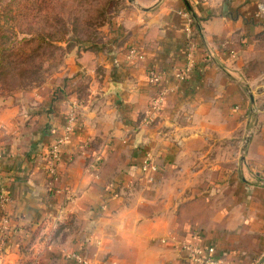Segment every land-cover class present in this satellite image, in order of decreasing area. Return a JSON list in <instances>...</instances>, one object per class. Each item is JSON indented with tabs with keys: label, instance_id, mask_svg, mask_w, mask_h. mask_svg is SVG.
<instances>
[{
	"label": "crops",
	"instance_id": "0c3cea01",
	"mask_svg": "<svg viewBox=\"0 0 264 264\" xmlns=\"http://www.w3.org/2000/svg\"><path fill=\"white\" fill-rule=\"evenodd\" d=\"M261 4L158 0L124 20L126 44L114 41L113 62L82 53L44 91L0 102V177L11 198L5 226L0 212V264H79L70 253L86 264H197L184 244L264 264V183L245 166L264 167V123L239 156L264 76V62L251 72L240 53L255 42L243 35L264 29ZM187 16L199 31L194 68L181 79ZM130 47L144 58L129 61ZM149 70L161 74L158 86ZM161 88L165 97L147 121ZM71 109L75 130L52 181L49 147ZM144 160L156 171H142Z\"/></svg>",
	"mask_w": 264,
	"mask_h": 264
},
{
	"label": "rangeland",
	"instance_id": "374dc122",
	"mask_svg": "<svg viewBox=\"0 0 264 264\" xmlns=\"http://www.w3.org/2000/svg\"><path fill=\"white\" fill-rule=\"evenodd\" d=\"M157 1L19 0L7 17L9 33L17 32L20 40L17 42L19 53L11 58L12 62H6L12 75L4 77V82L0 83V102L15 98L16 94L44 91L50 81L62 76L66 62H80L82 53L89 52V62H113L114 41L119 46L126 44L124 20L141 14L142 8L152 7ZM22 38L30 39L27 45L21 43ZM254 43L240 53L241 62H252L251 72L257 69V62H264V36ZM95 71L102 73V67L98 66ZM81 82V95L85 97L87 84ZM257 84L259 95L254 93L250 101L252 109L246 112L247 127L240 132L239 156L247 154L249 144L254 138H259L263 129L264 115L260 116V112H264V76ZM245 166L250 173L260 174L259 179L264 183V167L249 163ZM235 170L238 171L232 169ZM246 180L247 183L258 181H253L252 177ZM238 184L230 181V186ZM262 242L264 248V234Z\"/></svg>",
	"mask_w": 264,
	"mask_h": 264
},
{
	"label": "built area",
	"instance_id": "2783aa9c",
	"mask_svg": "<svg viewBox=\"0 0 264 264\" xmlns=\"http://www.w3.org/2000/svg\"><path fill=\"white\" fill-rule=\"evenodd\" d=\"M258 15H264V5H259ZM193 21L189 16H187V25L185 27V63L183 68L178 73L181 79L186 78L194 68L195 64V52L196 43L194 41L195 30L192 27ZM230 53H234L230 50ZM126 58L129 61L132 60H142L144 58L143 54L135 47H130L127 51ZM161 74L155 70H149L147 73L148 82L151 85L158 86L161 81ZM165 97V90L160 89L153 100L150 108L146 112V120L150 121L153 113H155L159 108L161 101ZM77 113L71 109L67 115L66 123L63 127L62 132L57 135L49 147V152L46 159V173L50 180L56 181L59 173L60 167L62 165V154L67 145L70 142L71 136L75 130ZM2 157V150L0 149V159ZM142 171H152L155 172L156 168L149 163L148 160H144L141 164ZM149 180L152 181L153 177L149 176ZM11 203L10 195L7 193L5 187L1 184L0 177V212L2 213V225H6L8 220L7 207ZM183 248L187 251L189 258L197 264H235L230 259L225 256L215 255V249L213 246H198L196 244H184ZM69 257L74 258L79 264H86V260L82 258L77 253H70Z\"/></svg>",
	"mask_w": 264,
	"mask_h": 264
},
{
	"label": "trees",
	"instance_id": "16d2710c",
	"mask_svg": "<svg viewBox=\"0 0 264 264\" xmlns=\"http://www.w3.org/2000/svg\"><path fill=\"white\" fill-rule=\"evenodd\" d=\"M19 0H0V83L4 77L11 76L12 73L7 69L6 62H12L11 58L19 53L17 48L18 36L17 32L9 33V25L7 17L11 15L13 7L18 4ZM195 31H199L197 23L193 22ZM264 36V29L252 34H244V43H252L253 41ZM30 39L22 38L21 43L28 42ZM242 44V43H241ZM22 53V51H20ZM81 92V89H80Z\"/></svg>",
	"mask_w": 264,
	"mask_h": 264
},
{
	"label": "water",
	"instance_id": "95a60500",
	"mask_svg": "<svg viewBox=\"0 0 264 264\" xmlns=\"http://www.w3.org/2000/svg\"><path fill=\"white\" fill-rule=\"evenodd\" d=\"M223 11H224L225 13L228 12V4H227V3H224V4H223Z\"/></svg>",
	"mask_w": 264,
	"mask_h": 264
}]
</instances>
